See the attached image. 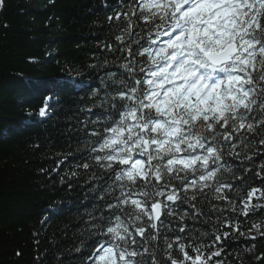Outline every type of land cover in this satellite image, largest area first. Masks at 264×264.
Segmentation results:
<instances>
[{
	"label": "snow or ice",
	"instance_id": "1",
	"mask_svg": "<svg viewBox=\"0 0 264 264\" xmlns=\"http://www.w3.org/2000/svg\"><path fill=\"white\" fill-rule=\"evenodd\" d=\"M106 20L119 70L105 56L86 66L102 89L81 69L50 86L101 110L74 165L102 181L85 264H224L233 234L264 236L239 220L264 209V0H121Z\"/></svg>",
	"mask_w": 264,
	"mask_h": 264
},
{
	"label": "trees",
	"instance_id": "2",
	"mask_svg": "<svg viewBox=\"0 0 264 264\" xmlns=\"http://www.w3.org/2000/svg\"><path fill=\"white\" fill-rule=\"evenodd\" d=\"M120 2L4 0L0 133L7 134L0 135V264H85L90 254L95 239L89 237L86 223L98 203L93 185L102 181L91 180L74 165L88 139L81 121L97 119L101 110L80 111L84 93L50 86L68 79L70 69H81L86 84L102 89L105 70L88 71L86 66L105 56L110 70H119L111 61L121 54L102 52L99 45L106 39L115 43L116 30L106 17ZM48 96V115L41 117L39 109ZM72 171L81 175L71 176ZM249 184L259 186L260 181ZM239 220L248 236L252 223L264 225V209ZM203 228L211 232L207 225ZM225 243L224 264H264V236L248 240L233 234Z\"/></svg>",
	"mask_w": 264,
	"mask_h": 264
}]
</instances>
